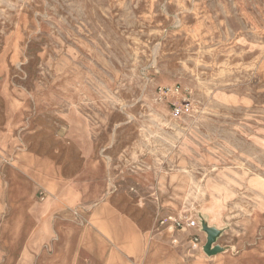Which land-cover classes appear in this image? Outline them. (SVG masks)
I'll list each match as a JSON object with an SVG mask.
<instances>
[{
    "label": "rangeland",
    "instance_id": "374dc122",
    "mask_svg": "<svg viewBox=\"0 0 264 264\" xmlns=\"http://www.w3.org/2000/svg\"><path fill=\"white\" fill-rule=\"evenodd\" d=\"M87 143L140 197L179 156L185 211L209 191L264 233V0H0V171L23 152L70 177Z\"/></svg>",
    "mask_w": 264,
    "mask_h": 264
},
{
    "label": "crops",
    "instance_id": "0c3cea01",
    "mask_svg": "<svg viewBox=\"0 0 264 264\" xmlns=\"http://www.w3.org/2000/svg\"><path fill=\"white\" fill-rule=\"evenodd\" d=\"M94 151L87 143L83 168L70 177L57 163L43 175L50 160L13 152L0 171L7 230L0 241L11 257L32 256L34 264H264V233L241 228L246 208L230 217L232 204L209 191L187 209L197 213V248L185 233L160 224L187 206L179 156L173 169L161 168L156 189L140 197L132 180L112 186L106 159ZM254 225L264 227V217Z\"/></svg>",
    "mask_w": 264,
    "mask_h": 264
},
{
    "label": "built area",
    "instance_id": "2783aa9c",
    "mask_svg": "<svg viewBox=\"0 0 264 264\" xmlns=\"http://www.w3.org/2000/svg\"><path fill=\"white\" fill-rule=\"evenodd\" d=\"M171 92V91H170ZM160 94L164 97L168 92L161 90ZM190 105L188 101H185L181 107L174 105L172 108V114L175 117L181 116L184 112H188ZM41 197H44V193H40ZM196 212L194 211H183L177 215H170L160 221L161 225L168 224L169 228L173 231H180L185 233L188 236L189 241L192 243L191 248H197L200 244V227L196 219ZM174 243L177 244L178 241L174 240Z\"/></svg>",
    "mask_w": 264,
    "mask_h": 264
}]
</instances>
